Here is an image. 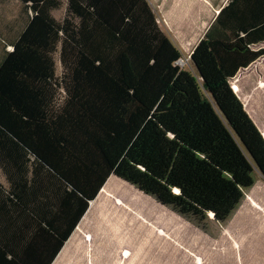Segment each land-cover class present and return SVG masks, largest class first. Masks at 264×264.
<instances>
[{
	"label": "trees",
	"instance_id": "1",
	"mask_svg": "<svg viewBox=\"0 0 264 264\" xmlns=\"http://www.w3.org/2000/svg\"><path fill=\"white\" fill-rule=\"evenodd\" d=\"M16 1L23 26L0 44V211L22 210L53 237L44 264L111 175L182 216L225 222L264 176V138L230 85L264 57V0L227 1L190 55L194 71L176 64L147 0ZM10 244L0 264H15ZM27 253L32 263L34 245Z\"/></svg>",
	"mask_w": 264,
	"mask_h": 264
},
{
	"label": "crops",
	"instance_id": "2",
	"mask_svg": "<svg viewBox=\"0 0 264 264\" xmlns=\"http://www.w3.org/2000/svg\"><path fill=\"white\" fill-rule=\"evenodd\" d=\"M227 1L228 0H162L160 2L159 10L162 11L168 4L169 12L174 14V35L179 45V48H177L181 54H185L187 55L186 57L190 58L193 49L203 38ZM164 18L166 21L168 16L164 14ZM5 21L4 19L1 21L0 16L1 46L3 44L5 46L11 45L23 26L20 16L17 22L14 21V23H10V25L5 23ZM165 21L164 23H166ZM1 52L0 49V54L2 55ZM235 79H237L235 85L237 90L234 88L232 89L241 101L244 110L264 138V100L262 97L264 96L262 95L264 92V64L260 60L255 61L247 68L240 70L235 76L234 80ZM257 105H259L262 110L256 109ZM113 177L117 179L116 176L111 175L106 180L95 199L90 202L88 209L75 226L68 239L64 242L58 253L52 258L50 264H105L104 260L101 259L102 257L99 258L94 253H89V251L84 248L90 242L89 238L92 237V235L88 233L86 227L94 216H105L108 217L107 220L110 221L122 217L124 218V216H131L129 205H121V200H123L122 197H126L122 192V184L113 181ZM0 184L5 186V182L1 175ZM5 197V193L0 191V209L3 204L8 205V203L5 202ZM37 199H41L40 203H42V205L38 206L45 208L43 210L46 211V216H52L56 211L58 213L59 204H47L43 197H38ZM30 200L31 202L28 208H32L35 201L34 196L31 197ZM126 204H128V200H126ZM38 206L35 205V208ZM4 208L5 210L2 209V211H0V241L9 238L10 245H12L8 251L5 250L4 257L7 260H13L15 264H44L49 259V256L51 259L54 252L53 237L42 239L41 231L43 230H35L32 226L29 228L27 227L28 224L26 221L17 219V213L27 215L26 212L18 209V212L9 210V213L6 211L7 208ZM59 215L61 219H63L60 213ZM208 216L211 217L212 223L215 222L210 214H208ZM7 221L13 223L15 226L5 228ZM22 223H25L24 230H21V228H23ZM223 224V226L222 224L219 226L223 229L222 236L220 237L223 248L217 249L221 252H219L220 254H216L218 255L216 260L214 258H205L198 253L192 255L193 264H264V241L259 240L261 237L264 238V179L257 172L254 173L253 186L243 192V198L239 205ZM113 225L117 227V224ZM126 230L127 231L119 230L113 226H108V228L104 231L102 230L101 233L104 236L103 238H111V245H114V247H111L115 248L118 244L124 243L118 240L119 234L127 237L131 233V230ZM203 233H205V236L206 234L212 236L210 233ZM20 234L23 235L19 236ZM177 234H181V230ZM164 235L165 234L161 232L158 236L163 237ZM199 240H202V237L196 235L192 241L193 243H198ZM32 245H34V253H31V255H33L34 260L32 263H28L27 250L28 247ZM74 254L76 255L74 256ZM78 254L81 258L80 261L75 260ZM221 255H223V258L219 259L218 257ZM126 257L127 256L124 255L118 257L117 253V257L112 264H121L123 262L130 263L131 261ZM109 264H111V261Z\"/></svg>",
	"mask_w": 264,
	"mask_h": 264
},
{
	"label": "rangeland",
	"instance_id": "3",
	"mask_svg": "<svg viewBox=\"0 0 264 264\" xmlns=\"http://www.w3.org/2000/svg\"><path fill=\"white\" fill-rule=\"evenodd\" d=\"M147 1L155 14L161 30L178 47L179 45L174 35V14L169 12V5L167 4L165 9L163 8L161 11L159 10V4L162 0ZM0 9L1 21L2 19L6 20L5 23L8 25L14 23V21L17 22L20 16V6L17 1L0 0ZM62 12L63 9L54 12L55 17L58 18ZM164 14L168 16L166 21ZM258 48H264V43ZM186 56L181 54L182 58L187 59L188 57ZM259 60L264 64V57ZM57 68L59 70V61H57ZM185 68L194 71L190 60ZM235 80H230V85L237 90ZM262 95H264V92ZM262 97L264 100V96ZM256 109L262 110L259 105L256 106ZM112 180L122 184V192L126 197H122L121 205H129L131 216H124V218L122 217L123 219H113L111 221L107 220L108 217L105 216H94L86 227L92 237L89 238L90 242L84 248L85 250H88L89 253H94L99 258L102 257L101 259L104 260L105 264H109L110 261L112 264L117 257V253L118 257L124 255L131 261L130 263L120 262L121 264H193L192 255L198 253L205 258H214L216 260L218 256L216 254L221 252L217 249L223 248V243L220 241L223 229L219 227L221 226L220 224L223 226V223L216 221V223H212L210 216L200 220L187 218L176 213L171 207L158 203L153 197L142 193L134 185L127 182L124 183L125 181L118 177L117 179L113 177ZM126 200H128V204H126ZM113 224H117V227ZM108 226L125 231L129 229L131 233L127 237L119 234L118 240L124 243L112 248L114 245H111V238H103L104 236L101 233ZM180 230L181 234H177ZM161 232L165 234L163 237L158 236ZM203 232L210 233L212 236L207 234L205 236ZM196 235H200L202 240H199L198 243H193L192 240ZM259 240L264 241V238L261 237ZM256 247L259 248L258 246ZM124 252H127V254L125 255ZM218 258H223V255ZM75 260H81L79 254Z\"/></svg>",
	"mask_w": 264,
	"mask_h": 264
},
{
	"label": "built area",
	"instance_id": "4",
	"mask_svg": "<svg viewBox=\"0 0 264 264\" xmlns=\"http://www.w3.org/2000/svg\"><path fill=\"white\" fill-rule=\"evenodd\" d=\"M188 61H189V58L185 59V58H180L176 64L180 67V68H185L186 66H188ZM186 69V68H185Z\"/></svg>",
	"mask_w": 264,
	"mask_h": 264
},
{
	"label": "water",
	"instance_id": "5",
	"mask_svg": "<svg viewBox=\"0 0 264 264\" xmlns=\"http://www.w3.org/2000/svg\"><path fill=\"white\" fill-rule=\"evenodd\" d=\"M191 65H192V63H191ZM193 66V65H192ZM194 69H195V67H194ZM256 172L264 179V176L260 173V171L259 170H256ZM211 216H213L212 215V213H209Z\"/></svg>",
	"mask_w": 264,
	"mask_h": 264
}]
</instances>
